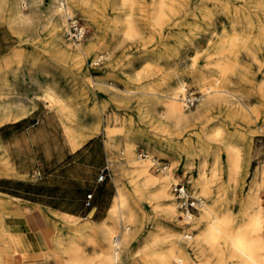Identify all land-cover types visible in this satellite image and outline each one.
I'll return each mask as SVG.
<instances>
[{"label":"rangeland","instance_id":"obj_1","mask_svg":"<svg viewBox=\"0 0 264 264\" xmlns=\"http://www.w3.org/2000/svg\"><path fill=\"white\" fill-rule=\"evenodd\" d=\"M90 1H97L99 5H69L70 13L79 17L86 27L82 42L89 50L88 57L85 55L83 59L87 72L82 69L81 54L63 55L58 51V33L52 25L53 1L40 0L36 3L30 10L28 23L7 22L9 6L5 4L2 7L5 20L0 21V34L2 32L5 37H10L7 51L18 48L19 55L3 65L0 89L8 98H13L14 104L22 100L35 103L41 100L48 107L55 108L49 106L39 95L46 85L54 86L64 97L70 111L76 114L77 119H73V124L100 122V130H104L106 136L105 123L109 121L111 125L121 126L123 115L127 111L115 104L119 118L111 116L113 108L110 104L101 105V96L94 86V80H103L107 85L117 86L118 89L135 88L156 80L159 81L157 91L161 92L182 75L188 80L187 92L190 90L201 94L208 85L234 91V96L219 98L204 108L197 120L194 119L193 125L183 129V134L177 133L178 128L170 133L157 131L156 139H159L160 145L168 142L172 144V148L164 151L149 148L150 143L146 137L155 133V129L142 125V135L135 136L134 155L138 156L142 150L151 157L166 159L170 163L169 171L173 176L169 181V192L172 183L183 181L194 195H200L192 189V176L197 175L195 163L199 155H207L209 163L206 174L210 180L209 189L214 195L217 213L232 212L229 228L236 232L248 220L253 209L257 208L260 196L263 198L264 208V51H255L253 46V36L257 33L253 24L262 14L264 0H192L181 12L170 10L167 20L158 28L150 18L153 12L151 0H134L131 8L134 28L132 36L123 34L126 28L125 10L110 8L104 4L107 0ZM83 8L89 9L92 19L86 17ZM67 28L68 18L66 27H63L65 42L62 44L72 53L76 42L68 38ZM236 35L239 39L234 41ZM244 36H247L245 40ZM236 53L240 62L249 69L243 81L235 74L217 75L211 71L212 62L234 57ZM100 54L104 56L99 57ZM94 60L98 62L95 63ZM184 70L189 72H182ZM201 74L206 77L207 82L200 85L192 81V75ZM198 103L199 101L185 108L195 110ZM155 106L159 112L164 109L163 102H158ZM159 117L161 123L167 122L161 114ZM217 127L221 128V133L215 136ZM195 129L202 134L200 146H194L192 150L182 147L180 143L184 137H194L192 131ZM123 139L122 133L116 138L114 147L119 157H115V161L129 156L127 152L120 154ZM224 140L240 147V160L236 168L229 161L231 156L222 144ZM193 150L196 153L192 155ZM215 153L219 154L220 171L214 177L212 167ZM147 164L151 165V161ZM149 171L158 176L164 174L152 169ZM111 174L107 180L111 191L115 193L117 182L113 163ZM124 181L129 183L128 175H125ZM140 188L139 192L143 193L142 208L137 205L136 209L142 211V229H136V239L130 248V256L126 255L122 264H148L145 260L146 254L157 248L165 249L168 241L174 238L171 235L174 227L191 235L198 229L196 221L190 226L184 225L182 221H174L170 226L164 214L154 210L153 203L148 198V191L153 187ZM131 189L129 185V190ZM171 193L176 201L175 194L172 191ZM111 201L97 215L82 217L77 221L69 220L63 222L64 224L55 222L51 246L46 248L44 257H37L36 263L99 264L108 247L94 223L108 216ZM3 211L14 212L11 206L9 210L0 206V215ZM4 223L10 230L23 229L16 222ZM83 224H90L93 228L88 236L77 231ZM152 233L161 235L163 243L151 244L142 249V243ZM71 238L76 240L74 251H59V245L65 246ZM188 240L193 245L186 249L190 258L189 264H237L239 261L237 257L228 256L231 254L229 247H224L222 251L215 250L209 244L197 243L194 237Z\"/></svg>","mask_w":264,"mask_h":264},{"label":"bare ground","instance_id":"obj_2","mask_svg":"<svg viewBox=\"0 0 264 264\" xmlns=\"http://www.w3.org/2000/svg\"><path fill=\"white\" fill-rule=\"evenodd\" d=\"M39 1L40 0H0V21L5 20V16L2 14V7L7 4L9 6V11L6 16L7 22L28 23L30 10ZM51 1H53V5L51 6V13L53 14L52 25L55 26V32L58 33L59 38L58 51L63 55L76 54L79 56L81 54L82 69L84 72H87L86 66L83 65V59L85 55L87 57L89 55L88 48L85 47L81 40L74 41L76 42V46H74L75 49L72 53L65 48L63 46L65 42L63 27H66V19L68 16L72 15L69 11V5L84 6V4L93 3L98 6L99 2H92L90 0H65L64 3H62L61 0ZM191 1L192 0H151L153 11L150 15L151 21L154 26L158 28L167 20V13L170 10L174 9L176 12H181ZM104 2V4L112 9L120 8L125 10L124 20L126 22V28L123 34L125 36H132L134 28L131 8L134 5V0H107ZM83 9L86 17L92 19L89 9ZM253 26L257 32L253 36L254 43L260 50H264V6L262 14L255 21ZM245 38H247V36H244L243 39L245 40ZM235 39L238 40L239 37L236 35L234 41ZM13 52L17 54L19 50L16 49ZM103 56L104 55L100 54L99 57ZM94 62L97 63L98 60H94ZM111 62L110 60V63ZM210 66L211 71L217 75L231 73L239 76L241 79H244L246 72H249L248 67L240 62L237 53L234 57L216 60L212 62ZM182 72L189 71L184 70ZM191 79L200 85L207 82L206 77L202 76V74L192 75ZM93 82H95L94 86L96 89L109 92L115 104L118 107L125 108L127 111L126 115L122 118L123 124L121 126L118 125L109 128L108 133L110 136L115 137L122 133L125 139L123 153L127 152L129 156L126 158V163L114 165L117 192L108 209V216L94 223L96 224V229L102 234L106 246L108 247L99 264H116V261L122 264L124 257L126 255L130 256V248L136 239V229L138 227L142 229V211L140 212L136 209L137 205L142 208L143 193L139 192L141 189L140 187H153L148 191V198L153 203L154 210L164 214L170 226L173 225L174 221H181L179 214L177 215L179 211L177 202L174 201L171 191L169 192V181L171 177H173L171 171L165 172L162 176L155 175L149 171L150 164L148 166L147 162L150 161L148 158L134 155V149L136 147L135 136L142 135V125H149L155 129V133L150 132L151 134L146 137L148 138L147 141L150 143L149 148L154 151H164L166 148H172V144L170 145V142H168L166 145H160L161 143L158 142L159 139H156L158 135L157 131L161 130L170 133L173 129L178 128L177 133L179 135L183 134V129H186L191 124L193 125L194 119L197 120L204 108L212 105L219 98L226 97L227 99L234 96L235 92L213 88L208 85L203 88L204 91L201 94H198L199 103L197 104V108L195 110H187L185 107L188 108L190 106H187L183 99L188 91V80L182 75H180L172 85H169L166 89L164 88V90L161 91L163 93L157 91L159 81L156 80L141 84L135 88L127 87L124 89H118L117 86L107 85L102 81L94 80ZM45 96L53 104L61 101L59 93L53 87H50L46 91ZM158 102H163L164 104L162 112L157 111L155 105ZM107 105L108 103L105 102L102 106ZM242 112L244 113V111ZM159 114L165 117L167 122L161 123ZM192 132L194 133V137L186 136L182 143L179 142L182 147L189 150H192L194 146H200L199 142L202 141L201 131L195 129ZM219 133H221V128L217 127L214 131V135L218 136ZM222 144L226 151L230 153L231 157L229 161L232 163L233 168H236L238 160H240L239 145H235L227 140H224ZM195 153L194 150L191 152L192 155ZM218 157L219 154L215 153V160L212 167L214 177L217 176L220 171V159H218ZM198 158L199 159L195 163L197 175L192 176V189L194 192L200 193L198 196L202 199V205L199 207L192 220V222L196 221L198 224L197 232L191 235L190 233H185V231L181 232L178 228L174 227L171 234L174 238L168 241L169 244L165 249L157 248L150 254H146V262L148 264H189L190 258L186 254V249L193 246L188 239L194 237L197 243L209 244L215 250L222 251L224 247H229L231 254L228 256L230 258L237 257L239 259L237 264H264V208L262 205V196L258 197L259 205L248 215V220L241 225V228L236 232H232L229 228L230 219L233 215L232 212L218 214L214 202L215 199L213 198L214 195H212L209 189L210 180L206 174L207 165L209 163L208 156L199 155ZM118 170H120V172H118ZM125 175H128V184L124 181ZM129 185L133 191L132 189L129 190ZM203 195H205L204 198ZM73 221L77 220L74 219ZM159 225L163 226L161 224ZM8 227L9 226L6 225L1 226L0 232L9 237L11 230ZM78 228L77 231L85 236H88L93 229L90 224H83ZM162 243L163 238L161 235L159 236L156 233H152V235L142 243L141 248L149 247L151 244ZM75 244L76 240L71 238L65 246L62 244L59 245V251H74L73 247ZM222 261L224 260L222 259Z\"/></svg>","mask_w":264,"mask_h":264},{"label":"crops","instance_id":"obj_3","mask_svg":"<svg viewBox=\"0 0 264 264\" xmlns=\"http://www.w3.org/2000/svg\"><path fill=\"white\" fill-rule=\"evenodd\" d=\"M1 34L0 72L8 60L19 55L13 52L18 48L7 51L10 37ZM253 46L255 51L260 50L254 41ZM50 87L55 88L46 85L39 95L56 109L41 100L14 104L13 98L0 89V206L8 210L11 206L14 211H3L0 225L8 226L4 221H11L23 226L11 230L9 237L0 232V264H38L37 257H43L51 246L55 222L94 216L107 208L117 192V187L115 193L111 191L107 180L112 175L111 164L126 163L124 158L115 161L119 157L114 147L118 135L110 136L108 132L116 124L105 123L107 136L100 130V122L99 127L95 122L73 124L76 114L57 88L60 102L53 104L46 98ZM96 90L101 105L110 104L111 116L119 118L111 94ZM124 144L125 139L120 154H124ZM105 167L108 175L99 181L98 175ZM89 193L90 206L86 205Z\"/></svg>","mask_w":264,"mask_h":264},{"label":"built area","instance_id":"obj_4","mask_svg":"<svg viewBox=\"0 0 264 264\" xmlns=\"http://www.w3.org/2000/svg\"><path fill=\"white\" fill-rule=\"evenodd\" d=\"M62 3L65 0H61ZM67 36L73 41H82L86 35V27L83 25L81 19L76 15L68 16V28ZM197 92H192L189 90L186 96L184 97V102L187 106H193L198 101ZM139 156L143 158H148L151 161L150 169L155 172L165 173L170 169V163L162 158L156 156H150L146 151H139ZM108 172V167L103 168L99 175L98 180L102 181L106 178ZM171 191L175 194V199L177 202V207L179 209V217L184 225L190 226L193 220L194 215L196 214L199 207L202 205V199L198 195L192 194L186 186V183L183 181L174 182L171 184ZM92 193L87 195L86 205H91ZM189 234V233H188ZM116 264H120L119 261H116Z\"/></svg>","mask_w":264,"mask_h":264}]
</instances>
